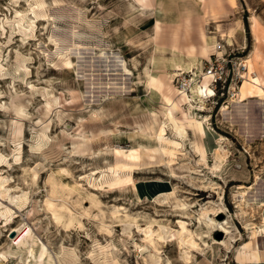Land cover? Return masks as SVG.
I'll return each instance as SVG.
<instances>
[{
    "label": "rangeland",
    "instance_id": "374dc122",
    "mask_svg": "<svg viewBox=\"0 0 264 264\" xmlns=\"http://www.w3.org/2000/svg\"><path fill=\"white\" fill-rule=\"evenodd\" d=\"M172 1L158 0L156 16L136 12L140 0H0V254L17 242L13 229H30L52 264H208L211 246L228 239L212 220L227 221L235 239L216 264H251L242 255L249 228L264 221V81L255 85L264 79V0ZM51 35L62 48L85 49L54 54ZM173 51L185 64L196 59L193 72L221 53L244 64L231 88L237 97L203 102L206 92L194 91L207 90L204 79L187 100L174 81ZM144 147L157 150L153 159ZM48 202L72 216L55 220ZM179 221L201 249L188 262L174 233ZM136 226L172 233L153 237L154 251Z\"/></svg>",
    "mask_w": 264,
    "mask_h": 264
},
{
    "label": "bare ground",
    "instance_id": "6f19581e",
    "mask_svg": "<svg viewBox=\"0 0 264 264\" xmlns=\"http://www.w3.org/2000/svg\"><path fill=\"white\" fill-rule=\"evenodd\" d=\"M35 6H36V8L42 7L41 5H37V4H35ZM32 8H34V7H32ZM142 10H143L142 8H139L138 10H136V12L140 13ZM31 12L33 15H35L33 9H31ZM160 14L161 13L159 11L156 12V16H158ZM18 15H22V13H19ZM35 17H37V16L35 15ZM76 19L79 20V18H76ZM27 20H28V23L30 24L29 25L30 27L32 25H34L35 18H32V19L27 18ZM50 20L53 22L56 21V19L53 17H50ZM251 21H252L251 22L252 23V30H253V33L255 34V25H256L255 20L253 21V19H252ZM84 24L86 26H88L89 28L93 29V25L88 20L85 21ZM54 28H56L55 25H54ZM74 29H75V27H73L72 35L74 38H76L79 35H78L77 31H74ZM257 32L258 31H256V35H257ZM256 35H255V37H257ZM49 40L54 43V45H55L54 54H57V55L58 54L62 55L64 53L70 54L69 52L72 49H85V47L79 46V44H77L75 42L71 44V49L68 47L62 48L58 39L53 35H51ZM173 54L174 55H173L172 59L170 60L171 61L170 65L172 67L171 70H174V71H183L184 70L186 73L193 72L192 69L196 65V59L194 57H190L189 63L185 64L182 62V56L179 57L175 51H173ZM258 54H259V52H258ZM100 56L104 57L105 52H102L100 54ZM256 57H257V59H259L258 56H256ZM252 59H254V58H252ZM119 62L122 66L123 71L126 74H130V71L127 69L126 64L121 60ZM65 66H66L67 70H72L73 64L67 60L65 62ZM255 66H258V65H255ZM26 69H27L26 66L22 65V66L17 68L16 72L19 73V72L24 71ZM0 70L1 71L4 70V68L1 65H0ZM149 79L151 82L153 81V77H149ZM263 81H264V79L261 80L260 78L257 77L255 79V85L259 84V85H261L260 89H263V87H262ZM206 91L211 93L210 90H203L202 88L197 87V89L194 91V93H196V95L201 97V96L205 95ZM231 91H232V97H230V99H235L237 97L236 90L231 89ZM183 95H185V94H183ZM185 96H186L185 98L187 100H189L188 96L187 95H185ZM263 97L264 96H261V99H263ZM197 109L200 111L203 110L201 106ZM92 118L93 119L96 118V113L93 114ZM168 118H169V121L172 123L175 131L180 136L184 137V135H185L184 129L178 126L176 120L173 118V116L170 113L168 114ZM189 121H197V120L196 119H190ZM194 128H196V129L199 128L198 122L194 123ZM164 133H165V126L163 125L157 131L158 137L159 138L162 137L164 135ZM143 150H144L148 159H153L152 154H155L157 152V150L154 148L144 147ZM214 168L218 169L219 167L217 165H215ZM36 176H37V173L35 172L34 178H36ZM243 189H245V187L240 186L238 188V190H241L242 192H240L236 196L238 199V202H240V203L246 202V197L248 196V193L243 191ZM248 189L250 190V188H248ZM263 205L264 204H262L261 206H263ZM47 207L52 212L54 219L57 221H59L63 217V211L68 212L69 215L72 216L71 211L64 204H62V206H60V207H57L53 202H48ZM217 210L219 211L220 209H217ZM221 212L222 211L220 210L219 213H221ZM115 213H118V211ZM200 217L201 218L205 217V212H202ZM198 220H200V219H198ZM178 225H179V230L174 231V233L177 237L178 246L180 247L179 249L182 252V257H183L182 259H183V261L188 262L191 260V252L201 250V249L199 248V245L196 243L197 238L195 239V234L188 229L187 224L185 222L179 221ZM209 225H211L213 228L220 229V231L222 233H224L225 236L228 238L227 241H225V242L224 241H222L221 243L215 242L211 246V250H209V252L207 254L208 256L206 258V261L209 262L208 264H216L215 259H216V257L220 256V253H219L220 249L225 248V250L227 251L226 253H230V249L233 248L232 243L235 242V239H234V237H232V231H231L232 227L229 225V223L227 221H225L223 223H221V222L215 223L212 220H209ZM136 228L139 230V232H141L143 234V236H144L143 241L145 242L146 246L152 247L154 251H156V248H155V239L153 237H156L157 240L164 241L165 237H167L168 235H170L172 233V230L170 228H167L164 226H159L158 230L155 232H152L150 230L151 226L148 227L147 229H141V230L138 226H136ZM130 229H131V226H127L126 229L124 230L125 233H127L129 235ZM249 229L251 230V232H250V250L248 252H242V255L245 256V258H246L247 254H248V258H249L248 261H251V262L255 261L254 264H264V262L261 261L262 260L261 258L263 257L262 254L264 255V247L261 244L259 245V243H258V240L260 238L261 239L263 238V240H264V221H263L262 228L261 227L260 228L251 227ZM13 232L19 233L21 235L22 233L25 232V230L20 232V229H17V230L13 229ZM20 235L18 236L17 242H14L11 246H8V248H6L7 250L0 254V260L7 263L8 257H14L19 261L20 264H52V258L50 257V254H49L47 248L44 247L43 245L38 246V244H36V242H34L33 235H32V232L30 229L24 235L23 234H22V236H20ZM205 245H207V244H205Z\"/></svg>",
    "mask_w": 264,
    "mask_h": 264
},
{
    "label": "built area",
    "instance_id": "2783aa9c",
    "mask_svg": "<svg viewBox=\"0 0 264 264\" xmlns=\"http://www.w3.org/2000/svg\"><path fill=\"white\" fill-rule=\"evenodd\" d=\"M246 73L247 68L244 64L235 63L230 55L221 53L209 59L206 66L198 72L178 71L175 74L174 81L181 94L191 95L192 89L196 86H202L204 79H206V88L211 93L206 91V95L201 98L203 102L207 103L211 99L221 98L225 95L229 98L232 97V85H236L235 82L238 80H243Z\"/></svg>",
    "mask_w": 264,
    "mask_h": 264
},
{
    "label": "crops",
    "instance_id": "0c3cea01",
    "mask_svg": "<svg viewBox=\"0 0 264 264\" xmlns=\"http://www.w3.org/2000/svg\"><path fill=\"white\" fill-rule=\"evenodd\" d=\"M141 2H142V4L141 5H139V7L140 8H142L143 10H145L146 12H148V13H153V14H156V12L157 11H159L160 13H161V11L160 10H158V8H157V1L158 0H140ZM150 4V6H149V4ZM176 4H178L176 1H172V6H174V5H176ZM173 10H174V8H172ZM262 262H264V255L262 254ZM254 262L255 261H252V262H250L251 264H254Z\"/></svg>",
    "mask_w": 264,
    "mask_h": 264
}]
</instances>
